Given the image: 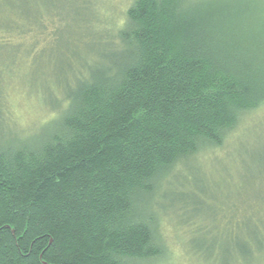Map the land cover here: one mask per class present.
<instances>
[{"label":"trees","instance_id":"trees-1","mask_svg":"<svg viewBox=\"0 0 264 264\" xmlns=\"http://www.w3.org/2000/svg\"><path fill=\"white\" fill-rule=\"evenodd\" d=\"M262 7L132 0L102 64L78 58L44 101L36 143L0 145V264H154L157 183L264 105ZM51 17L11 27L36 33L25 54L58 37Z\"/></svg>","mask_w":264,"mask_h":264},{"label":"rangeland","instance_id":"rangeland-1","mask_svg":"<svg viewBox=\"0 0 264 264\" xmlns=\"http://www.w3.org/2000/svg\"><path fill=\"white\" fill-rule=\"evenodd\" d=\"M131 2L0 0L1 146L36 143L38 125L57 112L44 101L73 82L78 58L102 64L99 54L114 50L109 43L115 44V27ZM36 6L52 16L48 29L57 28L58 37L29 56L24 43L36 33L11 27H23L27 12L36 16ZM146 205L159 220L163 252L154 264H264V105L221 147L174 165Z\"/></svg>","mask_w":264,"mask_h":264}]
</instances>
